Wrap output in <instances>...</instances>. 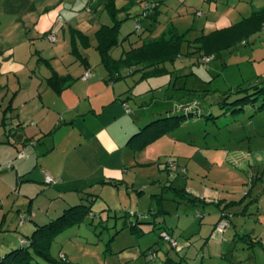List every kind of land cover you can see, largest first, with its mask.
Instances as JSON below:
<instances>
[{
  "label": "rangeland",
  "instance_id": "obj_1",
  "mask_svg": "<svg viewBox=\"0 0 264 264\" xmlns=\"http://www.w3.org/2000/svg\"><path fill=\"white\" fill-rule=\"evenodd\" d=\"M139 1L116 0L122 21L120 44L112 49L113 57L125 56L126 50L140 46L144 40L161 37L170 24L178 27L184 42L181 55L164 63L173 72L146 77L142 71L126 69V76L110 85L112 91L123 93L121 100H127L125 104L119 100L106 107L107 113L116 112L120 105L124 109L125 117L116 120L112 128H123L131 121L144 128L158 118L189 113L185 109L195 114L143 149L130 148L127 142L131 136L126 138L110 160L115 163L128 154V164L116 175L104 176L106 181L119 184L100 182L92 187L91 194L82 193L84 199L77 202L92 205V212L53 238L51 254L59 259L63 258L62 252L68 254L70 264H165L168 257L180 260L185 256L188 264H264V109H259L263 98L241 112L232 110L235 105L240 107L235 100L247 94L238 92V87L246 88L264 78V27L229 47L210 53L201 48L204 36L251 16L264 6V0H150L159 4L157 18L143 17L142 28L131 17L141 11ZM133 2L138 5L127 6ZM107 3L108 0H0V73L11 60L21 76L20 85L15 83L12 92L7 88L9 80H0L1 137L6 138L5 128L15 126L13 119L3 123V107L13 101V90L20 87L23 93L14 100L24 97V93L27 97L30 86L38 84L43 94L51 96L48 102L54 111L57 103L67 109V93L72 92L82 102L101 104L102 96L89 99L86 88L90 84L91 90L96 85H109L105 79L108 70L97 48L99 28L115 23ZM35 4L49 7L32 13L30 9ZM212 21L217 25L207 26ZM231 36L222 40H232ZM11 46H18L15 54ZM4 49H10L11 55H5ZM207 54H211L209 62L203 59ZM68 72L73 74L74 84L62 96L50 87V78L55 74L68 76ZM102 111L98 108V115L92 117L99 119ZM83 123L80 119L75 132L81 131ZM166 164L171 170L164 168ZM2 167L13 171V166L2 163ZM206 186L224 201H193L185 191L178 190L186 187L193 197ZM18 193L13 190L0 198V242L10 224L17 230L20 214L28 210V205L17 203ZM245 195V205L239 202L232 207L226 233L212 229L218 216L221 220L219 209L224 203L241 201ZM244 207L245 214L239 213ZM164 231L178 241V247L165 238ZM248 233L252 237H242ZM211 237L213 244H209ZM257 237L262 238V244L255 242ZM36 257L32 264H50Z\"/></svg>",
  "mask_w": 264,
  "mask_h": 264
},
{
  "label": "crops",
  "instance_id": "obj_2",
  "mask_svg": "<svg viewBox=\"0 0 264 264\" xmlns=\"http://www.w3.org/2000/svg\"><path fill=\"white\" fill-rule=\"evenodd\" d=\"M136 4L138 5V2ZM48 5L40 7L35 4L32 5L30 11L41 13L42 10L49 7ZM138 13H140L139 10L132 15ZM214 25H217V23L213 21L207 23V26ZM52 26L46 30L51 29ZM39 29L43 30L42 28ZM11 48L15 54L18 46H11ZM11 50L4 49V54L11 55ZM3 63H6V61H3ZM1 70L0 80L6 77L9 80L7 88H11L12 92V86L15 83L20 85L19 77L21 76H18L19 73L17 72L19 70L16 69V66L11 65V60H9L7 66L1 67ZM68 76L74 79L72 73L68 72ZM11 78L15 80L11 81ZM107 78L108 74L105 79L107 80ZM107 83L108 86L100 87L96 85L95 90H91L92 84L87 85L86 95L89 99L94 95H97L96 97L99 94L102 96L100 97L102 102L98 104L99 106L91 101L82 102L83 99L72 92V94L67 93L70 99L67 109L62 108L64 105L57 103L55 104V111L51 109L50 102H48V97L51 96H48V92L47 95L43 94L42 92L45 91H42L38 84L31 85L28 96L26 97L24 93V97L22 96L19 99L18 96L23 93L22 87L16 91L13 90L15 92V95L12 96L13 101L9 100L7 107H3V111L9 109L5 123H9V119H13L16 123H14L15 126L5 128L6 138L0 136V198H5L10 195V191L16 190L19 192L16 197L17 203L19 202L26 207L28 205V210H26L25 221L19 223L17 230H13L11 224L6 228L3 241L0 242V259L5 253L19 248L22 243H25V239L31 234L30 232L34 231L38 225L52 221L56 215L60 216L65 209L80 203L77 201L84 199L82 193L92 192V187L105 180V175H116L118 169H121V167L125 169L130 157L128 154L122 158L119 157L120 160L118 159L115 163L110 158H112L113 152L123 145V141L132 136L140 127L131 121V123H126L123 128H114L115 130H113V123L125 117L124 109L120 105L117 111L111 112V114L107 113L106 107L119 100L125 104L127 100H121L123 93L117 94L116 89L112 91L110 85L115 82ZM73 84L74 80L71 82V85ZM66 90L59 95H65ZM17 94L18 96L14 100ZM105 94L106 96H104ZM98 108L103 109V116L95 119L92 115H98ZM139 117L137 116L136 121L139 120ZM80 119H83L84 126L80 125L81 131L75 132L74 129L79 126ZM106 120H112V122L107 124ZM66 136H68V139ZM2 163L4 166H13V171L2 170ZM46 171L59 179L52 187L44 185ZM186 190L191 193L187 188ZM197 197L205 203L217 202L218 204L220 201H224L217 192L211 190L208 186ZM38 200L42 201L38 202ZM34 203L38 204L34 205ZM227 203L228 200L224 204ZM243 203L242 201L241 204ZM246 207L238 212L245 214ZM222 208L223 206L219 209V212ZM228 210L232 212V208ZM19 211H22V209H19ZM5 219L6 215L2 217L1 225L4 224ZM219 219L220 216L213 222L212 229L215 230V225ZM259 219L262 221L261 218ZM226 231L227 229L222 233L225 234ZM200 232H203V227ZM222 233H219V235ZM251 234L248 233L242 237H252ZM259 238L257 237L256 240L263 243L262 238ZM213 241L214 238L211 237L209 244H213ZM215 244L217 246V243ZM64 254L66 255L64 261L70 262L69 255ZM185 258L188 259L187 256Z\"/></svg>",
  "mask_w": 264,
  "mask_h": 264
},
{
  "label": "trees",
  "instance_id": "obj_3",
  "mask_svg": "<svg viewBox=\"0 0 264 264\" xmlns=\"http://www.w3.org/2000/svg\"><path fill=\"white\" fill-rule=\"evenodd\" d=\"M139 2L141 4L140 13L130 16L137 19L138 25H141L140 28H142L141 19H143V17H147L152 20L157 18L156 12L159 4L151 2L150 0H140ZM135 4L136 3L133 2L131 5L127 6L131 7ZM127 6L124 7L126 8ZM107 7L115 20V23L111 25L103 24L97 31V48L100 50L103 62L108 70L107 82H116L117 80L124 78L126 76V74H124L126 69H137V71L144 72V76L146 75V77L162 76L173 72L170 71L164 63L169 60L174 61L181 55L184 35L180 33L178 27L174 24H170L167 26L166 30H164L161 37L144 40L143 44L140 46H133L130 50H126L125 56L115 58L112 56L111 51L115 46L120 44L119 34L121 31L120 23L122 19L119 18V11L121 8L118 7L116 0H108ZM263 27L264 6L260 9L254 10L251 16L244 17L234 25L213 31L210 35L204 36V45L201 46V48H207L210 53L216 49L229 47L235 40L245 41L250 33L257 32ZM150 28L152 29V27ZM230 31L236 32V34H231L234 36L233 39L222 40L223 38H232V36L228 34ZM83 36L86 40H88L89 37L87 35L83 34ZM207 57L210 58L209 61L212 60L211 54H207L203 56V59L206 62H209L206 60ZM144 76H142V78H144ZM72 80L73 78L71 76H60L59 74H55L54 77L50 78V87H52L56 93L60 94L71 85ZM253 89L254 91H252ZM242 91L247 92V94L235 100L234 103L237 105L239 104L240 107L236 108L235 105L232 108L234 112H241L246 106L250 104L254 105L261 97L263 98V103L260 105L259 109H264V78L254 81L246 88L239 86L238 92ZM224 103L227 104V101ZM8 110L9 109L4 110V122L7 118L6 116ZM185 111L189 113H183L181 115L175 114L158 118L151 121L144 128L140 127L139 130H141H138L130 137L127 145L134 149H143L147 147L149 144L168 134L171 130L178 128L182 124L183 120L190 118L191 114H195L192 109H185ZM210 116H213V114L208 115V117ZM164 168L171 170V167L168 164H166ZM101 182L119 184L118 181L103 180ZM178 190L185 191L189 200H202L197 196L192 197V194L188 192L185 187ZM89 192L90 191H86V193ZM250 193L251 192H248V194ZM247 195H245L241 201H228V203L221 209L222 214L225 213V215L231 216L232 213L228 209L234 207L239 202L244 201ZM90 212H92V205L83 202L65 209L64 212L54 220L46 224L38 225L33 233L25 239V243H22L19 248H15L3 255L0 259V264H32L33 260L37 258L36 256L47 260L51 264H70V262H65L64 259L56 258L51 254L52 240L55 236L64 232L69 227L79 224ZM24 214L26 215V212ZM229 220L231 221V217ZM218 223L219 221L216 223V227ZM133 228L136 229L138 226H133ZM255 242L262 244L260 240H256ZM182 258L183 259L177 260L173 257H168L165 259V264H188V262H184L186 258Z\"/></svg>",
  "mask_w": 264,
  "mask_h": 264
},
{
  "label": "built area",
  "instance_id": "obj_4",
  "mask_svg": "<svg viewBox=\"0 0 264 264\" xmlns=\"http://www.w3.org/2000/svg\"><path fill=\"white\" fill-rule=\"evenodd\" d=\"M141 25H139V28H140ZM207 61L210 60L209 57L206 58ZM59 181V179H57L56 177H54L50 172L46 171V176H45V183L46 184H50V185H54L55 183H57ZM26 219V215L24 213H21L20 214V223H23ZM230 223V220H229V216L222 214L221 216V220L220 222L218 223L217 225V230L218 231H225L227 229V226L229 225ZM164 236L167 240L171 241L172 242V245L174 247H178L179 246V243L177 240H175L172 235L168 232V231H164ZM62 255V259H66V255L65 254H61Z\"/></svg>",
  "mask_w": 264,
  "mask_h": 264
}]
</instances>
